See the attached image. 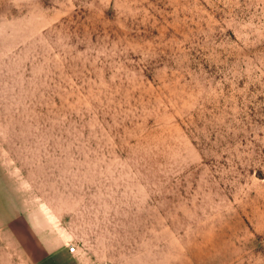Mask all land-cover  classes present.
Listing matches in <instances>:
<instances>
[{"label": "rangeland", "instance_id": "1", "mask_svg": "<svg viewBox=\"0 0 264 264\" xmlns=\"http://www.w3.org/2000/svg\"><path fill=\"white\" fill-rule=\"evenodd\" d=\"M0 264H264V0H0Z\"/></svg>", "mask_w": 264, "mask_h": 264}]
</instances>
